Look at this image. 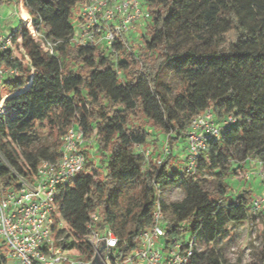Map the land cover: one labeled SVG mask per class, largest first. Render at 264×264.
<instances>
[{
	"label": "trees",
	"instance_id": "trees-1",
	"mask_svg": "<svg viewBox=\"0 0 264 264\" xmlns=\"http://www.w3.org/2000/svg\"><path fill=\"white\" fill-rule=\"evenodd\" d=\"M83 1L23 0L28 35L23 30L21 42L30 64L0 54V64L20 74L0 91V100L7 96L0 194L17 190L20 180L31 183L42 161L57 160L61 138L75 126L88 142L84 171L56 198L57 219L74 237L96 213L132 249L158 198L172 216L167 233L198 242L190 264H224L214 245L227 237V223L264 220V208L250 214L252 191L231 198L224 180L236 175L229 164L245 168L250 160L264 168V0H145L140 41L131 46L124 35L110 50L72 42L73 9ZM33 29L45 46L51 41V54L32 41ZM168 74L176 84L165 81ZM205 111L216 124L228 115L237 122L220 130L188 174L175 164V150L183 143L186 153L188 126ZM40 128L52 133L55 147L40 141ZM164 144L169 153L157 164ZM203 174L218 179L204 189L195 182ZM173 188L183 197L166 206L163 194ZM260 237L264 264V231Z\"/></svg>",
	"mask_w": 264,
	"mask_h": 264
},
{
	"label": "built area",
	"instance_id": "built-area-1",
	"mask_svg": "<svg viewBox=\"0 0 264 264\" xmlns=\"http://www.w3.org/2000/svg\"><path fill=\"white\" fill-rule=\"evenodd\" d=\"M16 7L20 10V30L15 38L12 33L4 35L0 31V54L9 53L10 60L30 64L21 42V32L27 33L22 17L23 0H19ZM148 19L149 13L142 11L139 0H85L77 5L72 42L110 50L115 39L126 35L133 24ZM38 41L43 49L52 53V43L45 46L41 39ZM19 75L18 70L0 64V91L6 82ZM5 98L7 96L0 103ZM236 122L234 116L228 115L216 124L210 111L194 118L187 130L183 171L193 174L208 143L218 139L223 127ZM87 144L78 128L69 127L61 138L57 160L42 161L31 183L20 180L17 190L0 194V238L6 248L5 263L11 260L13 264H190L199 250L198 242L187 234L167 233L170 219L158 198L152 204L149 226L138 234L137 244L132 249H127L126 242L110 227L102 226V218L96 213L89 216L85 233L78 237L57 219L59 190L84 171ZM168 153L164 144L162 156L156 163L160 164ZM148 155L149 151H145L144 165ZM257 177L261 192L252 198V216L264 208V171Z\"/></svg>",
	"mask_w": 264,
	"mask_h": 264
},
{
	"label": "rangeland",
	"instance_id": "rangeland-1",
	"mask_svg": "<svg viewBox=\"0 0 264 264\" xmlns=\"http://www.w3.org/2000/svg\"><path fill=\"white\" fill-rule=\"evenodd\" d=\"M139 2L141 4L142 11L143 12L147 11L146 1L139 0ZM76 12H77V6L73 9L74 18L76 17ZM19 14H20L19 8L14 5L0 7L1 33L6 35L11 33L13 29L21 27V17ZM22 17H24L23 11H22ZM141 23L133 24L131 26L132 28L129 29V32H127L125 35L128 44L131 46L137 45V43L140 41L141 35L144 33L143 23L145 25V22H143L142 24ZM72 24L75 25L74 20H72ZM140 24L141 26H139ZM34 33L35 31L33 29L32 34L34 35ZM29 39L31 38L29 37ZM38 39H40V36L36 35V40H32V39L31 40L33 42L36 41L35 43H39V46L41 47ZM46 43L51 44V41L47 40ZM165 81L170 82L172 85L176 84V80L173 79L170 74L167 75ZM54 115H56V113H54ZM54 115L52 114L53 117ZM236 130H238V127L235 128V131ZM38 133L41 142L49 143L52 147H55L54 137L47 128H40L38 130ZM157 140H159V137L157 138ZM148 143L149 145L147 148L153 150V146L151 145V140ZM179 146H182L183 148L184 144L180 143V145H178L177 150H175V155L177 157L175 164L179 165L181 169L185 163L184 162L185 152ZM92 152H94V150ZM91 159L98 167L99 165L95 161V158H90V160ZM228 166L230 167V169H236L235 176L224 179L231 188L228 194L231 198H235L237 194L240 193L243 189L251 190L253 196H258L260 194L261 189L259 188V179L257 177V174L264 171L263 167H260L258 164L250 160L245 162L244 164L245 168H236L238 167L237 164H229ZM246 175L248 176V179L245 178ZM217 179L218 178L215 175L203 174L199 177H196L195 182L200 183L204 187V189H208L216 183ZM182 197H183V192L181 189L178 188L168 189L163 194V200L166 206L170 203H175L180 201ZM166 213L168 215V218L171 220L172 216L169 210H166ZM226 228L228 230L227 237L219 241L218 244L214 245L215 249L219 253L221 260L225 262L224 264H259V253L262 246V240L260 234L264 231V220L257 217L256 219L248 220L241 225L227 223ZM200 251H204V245L202 244H200ZM5 255H6V248L5 245L3 244L2 239L0 238V258H5ZM5 264H13V263L11 260H7Z\"/></svg>",
	"mask_w": 264,
	"mask_h": 264
},
{
	"label": "bare ground",
	"instance_id": "bare-ground-1",
	"mask_svg": "<svg viewBox=\"0 0 264 264\" xmlns=\"http://www.w3.org/2000/svg\"><path fill=\"white\" fill-rule=\"evenodd\" d=\"M33 37L36 39V35H35V33H34V35H33ZM6 99V98H5ZM4 99V100H5ZM4 100H3V102H4ZM2 106V102L0 103V107Z\"/></svg>",
	"mask_w": 264,
	"mask_h": 264
},
{
	"label": "crops",
	"instance_id": "crops-1",
	"mask_svg": "<svg viewBox=\"0 0 264 264\" xmlns=\"http://www.w3.org/2000/svg\"><path fill=\"white\" fill-rule=\"evenodd\" d=\"M259 188H260V186H259ZM261 189V188H260Z\"/></svg>",
	"mask_w": 264,
	"mask_h": 264
}]
</instances>
